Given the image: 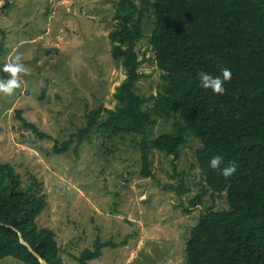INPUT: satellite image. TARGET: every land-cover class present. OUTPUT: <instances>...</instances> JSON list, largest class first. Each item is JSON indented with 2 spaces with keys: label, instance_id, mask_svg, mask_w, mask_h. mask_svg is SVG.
I'll use <instances>...</instances> for the list:
<instances>
[{
  "label": "rangeland",
  "instance_id": "374dc122",
  "mask_svg": "<svg viewBox=\"0 0 264 264\" xmlns=\"http://www.w3.org/2000/svg\"><path fill=\"white\" fill-rule=\"evenodd\" d=\"M117 2L0 0V60L5 64L10 53H19L29 69L12 95L0 92V161L11 163L21 185L35 180L34 190L46 194L47 205L36 222L54 231L64 264H78L74 255L96 238L117 246L103 247L90 264H186L185 240L200 213L211 204L228 207L225 191L214 196L205 191L202 203L189 202L204 188L195 159L201 141L192 131L187 130L174 163L170 154L151 151L149 176L140 172L138 134L109 138L95 133L78 155L73 145L59 153L52 148L84 125L87 110L115 103L112 92L124 77L108 36ZM143 25L136 44L143 75L136 88L150 95L161 82L148 40L152 16ZM6 74L0 71V80H7ZM143 107L156 117L149 139L170 130L172 118L156 115L152 99ZM18 111L47 136L24 126ZM180 182L186 190L168 186ZM0 264L23 262L6 256Z\"/></svg>",
  "mask_w": 264,
  "mask_h": 264
},
{
  "label": "trees",
  "instance_id": "16d2710c",
  "mask_svg": "<svg viewBox=\"0 0 264 264\" xmlns=\"http://www.w3.org/2000/svg\"><path fill=\"white\" fill-rule=\"evenodd\" d=\"M152 16L148 38L161 82L155 94L144 95L136 84L144 60L136 51L144 21ZM115 24L108 32L111 56L124 70L112 95L113 107L87 110L85 123L67 139L53 143L56 153L75 155L85 141L100 134H138L140 172L151 175L152 150L170 154L174 163L187 130L201 141L195 151L204 188L189 202L202 203V194L225 191L227 208L205 207L190 227L184 244L186 264H264V0H118ZM0 38V52L3 50ZM4 62L0 60V71ZM232 77L223 95L201 86L199 72ZM152 99L156 115L172 118L170 130L147 137L155 115L143 105ZM24 126L40 137L47 134L18 111ZM223 157L221 168L235 162L229 178L212 169L210 159ZM35 180L20 184V174L0 161V258L9 256L23 264H42L30 246L49 264H64L54 231L39 227L38 214L47 205L46 194L34 190ZM168 186L186 190L183 183ZM187 210V209H186ZM20 239L27 242L23 244ZM125 241H122L124 243ZM111 239L96 238L92 246L74 255L78 264H90Z\"/></svg>",
  "mask_w": 264,
  "mask_h": 264
},
{
  "label": "clouds",
  "instance_id": "9594fccd",
  "mask_svg": "<svg viewBox=\"0 0 264 264\" xmlns=\"http://www.w3.org/2000/svg\"><path fill=\"white\" fill-rule=\"evenodd\" d=\"M22 55L19 53L9 54L8 60L3 67V71L9 74L7 80H0V92L6 95H12L16 89L21 87V74H29V69L21 62ZM232 77L230 69H222L221 76H213L206 72H199L198 78L201 86L205 89H211L214 94L223 95L225 89L223 87L226 81H229ZM223 163V157L215 155L210 159V167L212 169H220L221 175L225 178L231 177L237 171V165L235 162H229L226 166L221 168Z\"/></svg>",
  "mask_w": 264,
  "mask_h": 264
},
{
  "label": "water",
  "instance_id": "95a60500",
  "mask_svg": "<svg viewBox=\"0 0 264 264\" xmlns=\"http://www.w3.org/2000/svg\"><path fill=\"white\" fill-rule=\"evenodd\" d=\"M20 241L23 244H26L27 245V242L24 241L23 239H20ZM28 248H29V250H31L36 255V257L38 258V260L40 261V263H42V264H49L43 257H41L39 254H37L30 246H28Z\"/></svg>",
  "mask_w": 264,
  "mask_h": 264
}]
</instances>
